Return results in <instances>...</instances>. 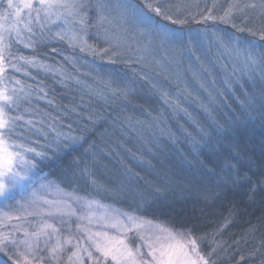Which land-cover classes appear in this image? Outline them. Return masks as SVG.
Here are the masks:
<instances>
[{"label":"rangeland","instance_id":"1","mask_svg":"<svg viewBox=\"0 0 264 264\" xmlns=\"http://www.w3.org/2000/svg\"><path fill=\"white\" fill-rule=\"evenodd\" d=\"M24 2L14 0L22 8L23 19L17 23V18L13 16L6 25L14 26L19 31V37H16V31H12V39H6L0 45L3 49L0 67L4 69L0 73V87L6 86L9 94L16 90L21 98L20 106L12 114L23 113L24 120L31 121L25 129L24 141L18 143H26V146L42 153L41 156L28 154L35 164L34 183L29 184L27 190L17 192L14 200L0 203V234L15 237L17 242L29 240L32 244L31 251L25 245H20L22 255L19 264H81L75 258L69 261L78 241L84 247H89L91 243L81 228H87L92 233L105 231L102 217L106 211L113 209L129 212L137 210L136 214L145 220L164 223L143 216L137 208L125 209L73 190H64L52 176L51 169H42L51 164L52 157L55 158L54 154L62 144L67 143L68 147L74 143L73 139H65L66 136L73 137L70 132L75 129L74 123L65 121L73 112L69 107V101L73 99L67 98L66 105L61 106L56 89H64L69 84L82 85L89 93L92 87L95 88L92 86L94 82L99 86L95 88L98 93L105 91L115 95L117 93L113 94L108 82L117 80L120 86L125 87L121 88L120 94H130L127 88L133 86V97L144 102L156 100L162 107L154 108L153 105L151 112L164 115L172 112V117L182 118L181 128L191 131L206 128L212 134L218 131L237 132L242 128L264 129V40L260 39V31L264 29V10L261 0H166L182 6L179 18L187 19L188 23L172 24L152 13L154 23L183 33V48L162 46L156 33L125 22L122 13L115 7L117 0H104L111 3L112 9L102 13H98L95 8L98 0H79L85 8L74 19L79 21L83 18V25L56 22L54 16L47 17L43 12L39 17L35 11L29 16V10L23 8ZM32 2L36 5L38 0ZM134 2L144 7V0ZM233 2L241 6L254 3L256 7L235 13L231 22L224 23L219 16ZM213 4H216L213 15L217 19L202 21L207 9ZM4 8H0V15L4 14ZM172 11L175 13V7ZM101 16L105 19L101 20ZM28 27H31V32L27 30ZM82 28L84 31H81ZM248 29H252L255 35ZM190 31L199 32L203 37L194 53L190 51L188 43ZM65 32L69 35L79 34L91 48L86 47L81 51L82 45L70 46L67 36L61 39L57 35ZM247 42L255 44L252 48L257 58L255 64L247 60ZM101 49L106 51L101 52ZM132 79L145 86L137 85ZM170 101L175 105L171 106L168 103ZM153 184H157V180ZM134 200L140 202L139 199ZM87 201H99L103 207H84ZM73 210L76 214L69 215ZM89 216L93 218L91 223L88 219H78ZM46 224L57 229L61 240L67 239L69 234L72 236V244L67 246L66 251L59 253L60 259L55 261L51 259L49 250L57 237L54 236L46 244L45 241L49 240L47 235H32L37 232L51 233L52 228H45ZM129 229L127 232L107 229V233L123 241L133 251L141 247L146 262L150 264L149 249L143 245L145 241L155 242L160 234L154 233L147 224L142 229H132L131 226ZM172 229L174 233L185 232ZM187 240L188 237L176 234L175 240L171 242L186 243ZM198 249L200 255L204 256L200 244ZM90 250L94 256L99 255L94 246ZM81 256L83 264H93L83 251ZM0 264H16V261L0 252ZM107 264L114 262L109 258Z\"/></svg>","mask_w":264,"mask_h":264},{"label":"trees","instance_id":"2","mask_svg":"<svg viewBox=\"0 0 264 264\" xmlns=\"http://www.w3.org/2000/svg\"><path fill=\"white\" fill-rule=\"evenodd\" d=\"M95 88L56 89L61 106L73 99L65 121L76 139L42 169L64 190L191 229L209 264H264V129L191 131L172 112L152 113L162 105L133 97V86L124 95Z\"/></svg>","mask_w":264,"mask_h":264},{"label":"snow or ice","instance_id":"3","mask_svg":"<svg viewBox=\"0 0 264 264\" xmlns=\"http://www.w3.org/2000/svg\"><path fill=\"white\" fill-rule=\"evenodd\" d=\"M6 2V8L4 3ZM116 9L122 13V18L127 23L133 25H139L147 28L150 32L156 33L157 38L160 40L161 45H171L173 47L183 48L184 34L176 30H169L165 26L154 23L152 13L155 16L169 21L172 24H187V19L179 18L182 12V6L180 4L173 5L166 0H144V7H139L134 0H117L115 5ZM175 7V13L172 9ZM256 4H245L241 6L238 2L229 3L223 10V14L219 16V19L224 23L232 21L235 13L244 12L248 8H255ZM0 8H4V14L0 15V45L6 39H12L11 32L16 31V37H19V31L14 26H6L11 17L17 18V23L23 19L21 13L22 8L19 4L14 3V0H0ZM23 8L29 10V16L33 11L36 12L37 17L43 12L47 17H55L56 22H72L85 24V20L81 18L76 21L74 18L81 15L84 11L85 5L79 3V0H38L36 5L32 0H25ZM98 13L104 12L106 9H112L111 3H106L104 0H98L95 5ZM261 8L264 10V0H261ZM216 9V4L207 9V14L202 17V21L216 20L217 17L213 15ZM101 20L105 19L104 16L100 17ZM202 21H196L200 23ZM236 26L235 24L233 25ZM29 32L32 31L31 27H28ZM243 31V29H240ZM81 31H84L82 28ZM255 35L252 29H248ZM5 33L9 34L8 36ZM61 39H65L67 36L70 46H81L80 50L84 51L85 48H91L87 45L86 41L77 33L69 35L67 32L61 34L57 33ZM203 39L199 32L190 31L188 34V43L191 46L190 51L195 52L197 44ZM260 39L264 40V29L260 31ZM247 60L252 64L257 63V58L252 52V48L255 47L254 42H247ZM10 46V45H9ZM28 45H25L27 47ZM105 49H101V52H105ZM3 61V49L0 48V62ZM4 71L3 67H0V73ZM110 85L111 82L109 81ZM113 94L121 92L122 89L117 86L112 88ZM20 97L17 95L16 90H12L9 94V90L6 86L0 87V203L11 201L16 198L17 192H23L27 190L29 184L34 183L35 164L33 158L28 156L29 153H33L35 156H41L42 153L36 151L35 148L26 146V143L18 141H24L25 129L31 124V121L24 120V114L19 113L13 115L14 111H18L20 106ZM15 106V108H14ZM59 135V134H58ZM65 139H73L75 137H65ZM87 174V170H85ZM95 183V182H93ZM43 187V185H41ZM98 191H107L106 188L98 186ZM79 198H77V201ZM47 203V201H46ZM93 205L97 207H103L99 201H87L84 207L91 208ZM137 210L121 211L119 209H113L110 212L106 211L102 219L105 221L103 227L105 231H97L95 233L89 232L87 228H81L85 232L86 238L90 241L89 247H84L83 243L78 241L76 244V250L72 251L69 256V261L73 258L83 264V257L81 251L85 253L89 260L93 261V264H107L109 258L114 264H148L145 260V256L141 250V247H137L135 251L129 249L123 241L116 240L115 237L109 236L107 229H113L118 232L129 231V226L132 229H142L147 224L154 233H159L155 242L145 241L143 247L149 249L148 255L151 257L150 264H209V260L200 255L198 249V239L192 234L191 229L185 232L174 233L171 227H168L164 223H153L150 220H145L136 214ZM63 215L64 213H57ZM73 210L69 215H75ZM53 215V213H49ZM78 219H88L89 223L92 222V217H78ZM45 228H52L51 233L37 232L33 233L34 236L47 235L49 240L45 243H49L55 236L56 243L49 250V254L52 260L60 259L59 253L67 250V246L72 244V236L69 234L67 239L61 240L58 235L57 229L53 228L51 224L44 225ZM79 227V226H78ZM176 234L181 237H188L186 243H172L176 238ZM27 235V234H26ZM143 239V237H142ZM25 245L29 251L32 250V244L29 240H23L17 242L15 237L0 234V252H4L9 256V259L15 260L16 264H19L20 245ZM94 246L95 252L99 253L98 256H94L90 248ZM211 255V253L209 254ZM195 257V258H194ZM27 259V257H25ZM43 259V258H42Z\"/></svg>","mask_w":264,"mask_h":264}]
</instances>
